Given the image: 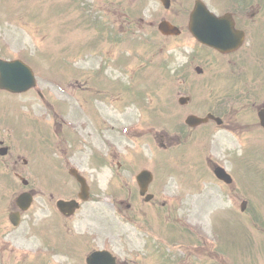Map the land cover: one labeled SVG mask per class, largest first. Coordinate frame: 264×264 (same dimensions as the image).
<instances>
[{
	"label": "rangeland",
	"instance_id": "1",
	"mask_svg": "<svg viewBox=\"0 0 264 264\" xmlns=\"http://www.w3.org/2000/svg\"><path fill=\"white\" fill-rule=\"evenodd\" d=\"M59 0H0V55H9L11 58L19 57L34 68L37 67V72L43 79V56L46 53L52 55V47L58 48L62 54L69 53L71 48L69 45L61 46L59 44V35L56 31L57 22L52 18L54 11ZM77 1V0H76ZM122 3V0H117ZM181 1L188 0H177L176 4L179 6ZM214 0H205L207 3H211ZM236 1V0H235ZM243 2L240 7H247V11L250 13L255 12L256 6L263 0H237ZM99 0H78L79 5L86 6L88 11L98 6ZM179 2V3H178ZM190 2L185 6H190ZM192 5V4H191ZM210 5V4H209ZM184 6V7H185ZM263 16H264V9ZM171 15L180 20V16L172 11ZM63 47V49H62ZM46 52V53H45ZM51 58V56H50ZM61 68L59 67L58 74H61ZM67 80L73 81L74 78L70 77V74L66 75ZM161 90L163 91L162 97L159 99L160 105L166 101V108H173L175 106L176 94H177V81L163 80L159 83ZM46 91H48L45 86ZM53 93H51L52 95ZM197 103H200V95L195 92ZM239 93L234 89L227 88L224 92V98L226 101L229 99H238ZM51 99H56L53 95ZM241 98V97H240ZM36 97L33 94H27L25 97H21L19 104L24 106H31L36 101ZM154 101V99H153ZM155 102V101H154ZM223 105L222 107H224ZM65 111V110H64ZM45 109L37 111L36 116L44 113ZM127 120L125 115L122 113H115L114 120L119 122V119ZM169 114H166L165 119L161 118L156 112L150 114V122L152 124L167 125L169 122ZM120 123V122H119ZM155 128V126L153 127ZM256 129L248 131L249 143L246 144L245 140L239 138L227 139L225 149L233 152L235 155V161H230L228 167L237 170L239 172V180L234 182L231 186H237L238 190L233 191L235 195L230 193V188L223 187L222 184L217 185L218 194V205L209 201L204 207L199 202L193 201L189 204V210L187 214L192 216V222H201L204 219V214L208 216H216L208 222L209 230L207 234L210 239V245H212L213 235L224 242L225 250L223 251V258L227 264H264V151L257 152V145L264 147V142L260 141L258 134L251 133ZM219 134L216 136V138ZM215 138H212V145L210 146V153L212 155L217 154L218 146L215 143ZM158 149V148H157ZM247 156L244 160L247 169L250 170L251 175L248 180L253 183V190L248 188L245 177L243 176L242 169H239V159L243 156ZM253 179V181H252ZM235 196L236 198H234ZM249 197L253 201V206L248 215L244 216L243 219H222L220 217L228 216L226 214V208H232L233 206H241L242 201ZM254 199V200H253ZM252 204V203H251ZM183 209V207H182ZM223 210V211H222ZM222 211V212H220ZM121 224H119L120 226ZM216 232V233H215ZM221 234L225 235L226 238L222 239ZM186 236V234H185ZM188 236V235H187ZM185 244H177L167 248L165 244L161 247L165 249V258L167 260H176L173 264H185L180 263L177 260L186 255L179 252L185 245L190 247L191 241L186 238L183 240ZM181 242V241H180ZM183 250V249H182ZM164 256L161 258L162 261H167ZM214 258V256L212 257ZM195 262H200L197 258ZM215 264V263H213Z\"/></svg>",
	"mask_w": 264,
	"mask_h": 264
},
{
	"label": "flooded vegetation",
	"instance_id": "2",
	"mask_svg": "<svg viewBox=\"0 0 264 264\" xmlns=\"http://www.w3.org/2000/svg\"><path fill=\"white\" fill-rule=\"evenodd\" d=\"M227 125H222L219 128H226ZM84 133H86V131H84ZM85 139L88 141L89 136L87 134H85ZM162 185L163 184V180L157 181V177L156 175H154L153 180L149 183V188H148V195H152V200L145 202V197H142L144 200L145 205H149L150 208H152L153 210H156L158 208L160 201V198L156 197V193H157V189L158 186L157 185ZM137 185V184H136ZM138 187V185H137ZM63 193V190L58 189V195L61 196ZM79 193V192H78ZM77 193V196H78ZM146 194V195H147ZM101 195V194H100ZM77 196H75V194H73L72 196H68V197H58L56 190L53 194V198L55 200H59V199H72V198H77ZM98 197L100 198V196L98 195ZM163 205H165V202H162ZM79 212V211H78ZM77 212V213H78ZM76 213V215H77ZM75 215V216H76ZM101 220L96 213H94L90 218L86 217L85 220L88 221V223L90 224V228L92 229V231H94V233L99 232L102 235H105L106 233L104 231H102L103 229L106 228V226L109 225V221L104 219ZM141 233H142V240H144V245L142 247V250H144V253H139V254H129L128 256H119L118 257V262L119 264H163L161 260L158 259V257L156 256V253L152 250L153 248V244H152V238L154 237V229H152V226L150 224L146 225H142L141 224ZM92 231H89L90 234L92 233ZM90 238V237H89ZM95 243L91 241V246H94Z\"/></svg>",
	"mask_w": 264,
	"mask_h": 264
}]
</instances>
